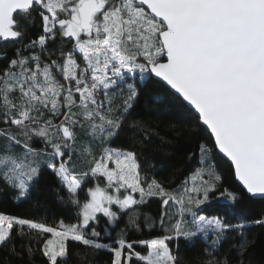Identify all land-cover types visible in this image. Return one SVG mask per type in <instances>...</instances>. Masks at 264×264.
I'll use <instances>...</instances> for the list:
<instances>
[{
  "label": "snow or ice",
  "instance_id": "obj_1",
  "mask_svg": "<svg viewBox=\"0 0 264 264\" xmlns=\"http://www.w3.org/2000/svg\"><path fill=\"white\" fill-rule=\"evenodd\" d=\"M149 81L182 98L210 141L189 154L198 166L179 190L114 145L129 130L147 139L142 122L126 121ZM217 150L239 191L220 190ZM44 169L74 222L0 213V264L37 251L43 264H65L69 241L108 251L109 264H179L172 242L196 237L203 264H233L219 252L230 233L244 264L247 230L264 215L201 211L216 193L233 205L264 200V0H0V182L20 200ZM152 198L158 220L141 211Z\"/></svg>",
  "mask_w": 264,
  "mask_h": 264
},
{
  "label": "trees",
  "instance_id": "obj_2",
  "mask_svg": "<svg viewBox=\"0 0 264 264\" xmlns=\"http://www.w3.org/2000/svg\"><path fill=\"white\" fill-rule=\"evenodd\" d=\"M39 31L38 27L33 28L30 34L34 38ZM11 51L9 47V55ZM161 92L163 95H158ZM156 100L160 102H154ZM133 120L143 123L147 139H144L143 131L129 130L127 134L121 132L114 145H122L137 151L141 163L145 165V171L154 174L165 187L179 190V186L198 166V152L191 158L189 154L194 153L200 143L208 141L204 127H196L198 121L195 113L172 91L162 89L156 82L149 81L141 86L139 98L128 116L126 126ZM214 162L216 170L223 177L220 190L227 187L239 191L240 186L234 179L229 162L218 150L214 154ZM148 165L153 167L149 168ZM58 189L56 178L46 169L42 170L39 179L32 185L29 195L20 200L15 198L16 194L12 189L0 182V213L38 220L46 219L49 223L61 218L67 223L74 222L75 212L70 205L58 199L63 195ZM217 195L218 193L213 194V200L203 206L201 214H227L229 219H233L234 215H244L250 219H258L264 215V200L252 199L245 195L233 205L224 199H216ZM141 211L158 220L161 211L159 199L152 198L141 208ZM126 223L127 217L121 220L117 227L124 228ZM141 223H143L142 218ZM156 231H159L158 227ZM112 235H115V231ZM147 235V230L143 235L129 230L128 238L142 239ZM234 239L239 240V237L235 233H230L229 238L223 241L219 249L221 258L226 256L233 261V264L239 259L237 249L232 247ZM247 239L254 243H251L243 257L244 264H264V227L251 226L247 230ZM20 243L17 240L18 246ZM177 244H179L177 253L179 264H203L207 259L204 251L206 244L203 239L196 237L186 241L180 238L172 242L174 250ZM35 247L36 245L33 244V248ZM68 248L65 264H109L111 254L106 250L85 248L72 241L68 242ZM17 250L21 251L19 247ZM137 250L143 251L139 247ZM6 251H0V259L6 257ZM7 260L11 261V264H43V258L38 251L31 262L27 256L23 259L7 256Z\"/></svg>",
  "mask_w": 264,
  "mask_h": 264
},
{
  "label": "water",
  "instance_id": "obj_3",
  "mask_svg": "<svg viewBox=\"0 0 264 264\" xmlns=\"http://www.w3.org/2000/svg\"><path fill=\"white\" fill-rule=\"evenodd\" d=\"M162 83V82H161ZM178 96V95H177ZM179 97V96H178ZM180 98V97H179ZM181 100H182V98H180ZM186 105H187V103L186 102H184ZM188 106V105H187ZM189 108H190V106H188ZM191 109V108H190ZM194 112V111H193Z\"/></svg>",
  "mask_w": 264,
  "mask_h": 264
},
{
  "label": "rangeland",
  "instance_id": "obj_4",
  "mask_svg": "<svg viewBox=\"0 0 264 264\" xmlns=\"http://www.w3.org/2000/svg\"><path fill=\"white\" fill-rule=\"evenodd\" d=\"M218 172V171H217Z\"/></svg>",
  "mask_w": 264,
  "mask_h": 264
}]
</instances>
